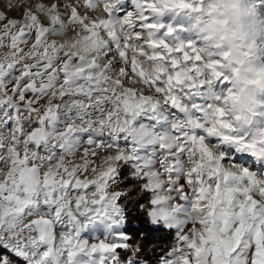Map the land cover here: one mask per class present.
<instances>
[{
  "label": "snow or ice",
  "instance_id": "snow-or-ice-1",
  "mask_svg": "<svg viewBox=\"0 0 264 264\" xmlns=\"http://www.w3.org/2000/svg\"><path fill=\"white\" fill-rule=\"evenodd\" d=\"M205 2L0 11V264H264V89L237 110L240 61L147 22Z\"/></svg>",
  "mask_w": 264,
  "mask_h": 264
},
{
  "label": "clouds",
  "instance_id": "clouds-1",
  "mask_svg": "<svg viewBox=\"0 0 264 264\" xmlns=\"http://www.w3.org/2000/svg\"><path fill=\"white\" fill-rule=\"evenodd\" d=\"M215 10L207 14L208 3L204 11L193 12L194 24L202 34L205 46L215 47L217 51H229L230 60L240 61L239 71L233 77V86L239 92V103L235 105L240 110L251 104L256 95L264 89V81L256 84L248 81L256 80V69L264 64L260 60L250 59L242 55L244 46L255 39L258 47L264 49V23L254 20L250 0H211ZM264 19V18H261ZM233 107L230 102L226 110Z\"/></svg>",
  "mask_w": 264,
  "mask_h": 264
},
{
  "label": "rangeland",
  "instance_id": "rangeland-1",
  "mask_svg": "<svg viewBox=\"0 0 264 264\" xmlns=\"http://www.w3.org/2000/svg\"><path fill=\"white\" fill-rule=\"evenodd\" d=\"M130 0H119L117 7L120 11L117 15H122L129 9ZM195 4V0H193ZM9 0H0V11H6L9 17L19 14V8L7 10ZM254 20H260L264 23V5L259 6L253 15ZM150 23L160 24L161 27L156 31L158 38H163L170 46L177 44H186L192 42L195 46L203 48L206 52L212 51L211 46H205L202 40V34L198 31L194 24V13L189 9L177 10V9H164L159 14L149 13L148 21ZM171 28V33L167 32V29ZM119 67V65H118ZM89 234L100 235L99 230L85 229L82 236L87 237Z\"/></svg>",
  "mask_w": 264,
  "mask_h": 264
},
{
  "label": "trees",
  "instance_id": "trees-1",
  "mask_svg": "<svg viewBox=\"0 0 264 264\" xmlns=\"http://www.w3.org/2000/svg\"><path fill=\"white\" fill-rule=\"evenodd\" d=\"M133 223H135V222H133ZM132 225H129V227H131ZM147 226L146 225H144V224H141V228H146ZM161 234H155V236L153 237L158 243H161V244H163L164 243V241L163 240H160L159 239V236H160Z\"/></svg>",
  "mask_w": 264,
  "mask_h": 264
}]
</instances>
